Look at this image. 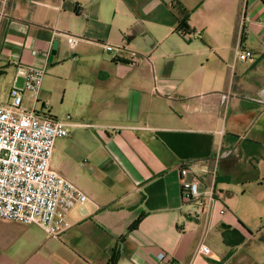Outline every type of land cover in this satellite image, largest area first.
<instances>
[{"label": "crops", "instance_id": "obj_1", "mask_svg": "<svg viewBox=\"0 0 264 264\" xmlns=\"http://www.w3.org/2000/svg\"><path fill=\"white\" fill-rule=\"evenodd\" d=\"M29 66L22 106L66 122L50 166L88 200L58 238L0 218V264H264V0H4L0 104Z\"/></svg>", "mask_w": 264, "mask_h": 264}, {"label": "built area", "instance_id": "obj_2", "mask_svg": "<svg viewBox=\"0 0 264 264\" xmlns=\"http://www.w3.org/2000/svg\"><path fill=\"white\" fill-rule=\"evenodd\" d=\"M77 40L75 36L67 38L72 47L76 46ZM105 49L110 51L113 47L106 46ZM253 57L251 51L237 54L241 61H251ZM138 61L135 57L132 64ZM43 75V69L27 67L24 86L12 89L9 102L0 104V218L37 225L48 236L58 238L70 225L67 219L70 211L88 198L50 166L55 140L69 135L66 122L22 106L24 93H36ZM69 119L67 116L66 120ZM191 164L185 161L177 166L182 197L185 203L202 208L200 179L191 171ZM202 166L203 170L207 169L205 163ZM199 254L209 256L210 249L201 244ZM157 258L165 264H175L164 251ZM190 264L204 263L194 261Z\"/></svg>", "mask_w": 264, "mask_h": 264}, {"label": "trees", "instance_id": "obj_3", "mask_svg": "<svg viewBox=\"0 0 264 264\" xmlns=\"http://www.w3.org/2000/svg\"><path fill=\"white\" fill-rule=\"evenodd\" d=\"M136 224H137V222H135V223L131 226L130 229H134V228L136 227ZM130 229H129V230H130ZM117 256H118V254H117L116 252L113 253L112 258L110 259L109 264H115V263H116V260H117Z\"/></svg>", "mask_w": 264, "mask_h": 264}, {"label": "rangeland", "instance_id": "obj_4", "mask_svg": "<svg viewBox=\"0 0 264 264\" xmlns=\"http://www.w3.org/2000/svg\"><path fill=\"white\" fill-rule=\"evenodd\" d=\"M246 51H248V50H246Z\"/></svg>", "mask_w": 264, "mask_h": 264}]
</instances>
